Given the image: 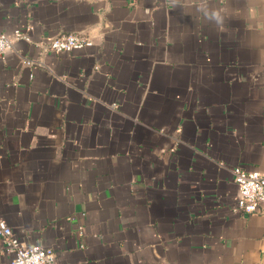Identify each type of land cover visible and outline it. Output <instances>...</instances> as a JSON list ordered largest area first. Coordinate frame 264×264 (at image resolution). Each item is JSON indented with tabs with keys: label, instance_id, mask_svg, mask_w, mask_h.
<instances>
[{
	"label": "crops",
	"instance_id": "1",
	"mask_svg": "<svg viewBox=\"0 0 264 264\" xmlns=\"http://www.w3.org/2000/svg\"><path fill=\"white\" fill-rule=\"evenodd\" d=\"M66 33L92 45L51 51ZM0 34L21 242L51 264H264V204L239 212L232 173L264 172V0H0Z\"/></svg>",
	"mask_w": 264,
	"mask_h": 264
},
{
	"label": "built area",
	"instance_id": "2",
	"mask_svg": "<svg viewBox=\"0 0 264 264\" xmlns=\"http://www.w3.org/2000/svg\"><path fill=\"white\" fill-rule=\"evenodd\" d=\"M16 36L27 39L26 34L18 31ZM12 44L10 37L0 34V55L12 49ZM90 45L91 38L80 33L58 35L49 41V49L55 53L71 52ZM232 173L239 192L236 209L243 214L257 212L264 204V172L236 166ZM0 241V252L7 251L13 254L11 264H51L55 257V252L51 248L42 245L28 246L21 242L4 221H0Z\"/></svg>",
	"mask_w": 264,
	"mask_h": 264
}]
</instances>
